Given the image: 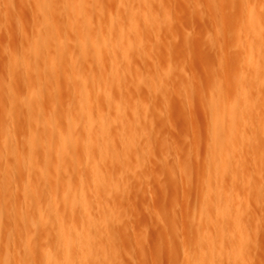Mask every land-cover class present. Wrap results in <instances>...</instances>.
Masks as SVG:
<instances>
[{"label":"rangeland","instance_id":"1","mask_svg":"<svg viewBox=\"0 0 264 264\" xmlns=\"http://www.w3.org/2000/svg\"><path fill=\"white\" fill-rule=\"evenodd\" d=\"M126 1L100 0L99 3V0H51L50 4L53 6L51 10H47V16L52 25L48 29L42 24L46 17L38 5L41 0H0V245L5 247L0 250V264H19L22 260H28L25 261L27 264H46L44 256L48 252L61 251L67 245L72 247L73 242L61 241L60 230L81 225L85 223L86 217H83L84 213L79 212L80 210L71 219L62 218V213L72 199L80 196L89 197L86 200L92 207L90 213L95 214L93 217L105 214L110 220L109 227L97 232L99 239L95 237L96 241H93L87 252L91 262L86 257L84 264H203L198 262L197 254L201 242L205 255H215L216 262L223 259L221 264H264V0ZM70 2L71 8L68 6ZM78 5H82L81 10L77 9ZM74 13L85 18L82 20L76 15L75 17ZM42 28L48 29L49 33L43 32ZM44 33L49 37L48 47H41L40 44L38 47L42 50L39 48L40 51L36 53L34 45ZM134 39L136 42L133 43ZM32 41L34 43L30 45ZM78 41L82 46H79L82 48L79 50ZM107 43L109 48L111 46L110 49L107 48ZM115 45L118 48L120 46L122 54L120 51L112 52ZM44 52L47 55H43ZM20 53L23 55H19ZM19 56L22 57L21 60L18 59ZM48 59L54 61V64ZM17 65L19 67L16 68ZM44 67L49 71L46 72ZM60 67L63 68L62 72ZM106 75L110 76H107L110 81L108 78L106 80L109 83L115 81V85L106 82ZM116 86L118 87L112 89ZM110 89L112 92H109ZM31 90L43 100L39 97L35 100L36 103L30 102ZM81 102L84 103L80 104ZM217 105L221 106L220 113H216ZM87 112L95 123L88 131ZM32 114L35 116H31ZM121 114L125 117L122 118ZM212 114L214 117L217 115V124H213ZM40 117L44 121L39 122ZM102 117L104 124L108 125L104 126L105 130L98 129L96 124ZM40 123L44 124L41 126ZM231 126L236 129V137L226 149H232L233 152L228 163V168L232 169L229 171L227 168V174L225 171L218 173L215 179V175L210 177L208 170V162L211 161L209 158L214 156L211 133L214 128H224L227 129L224 134L226 136ZM8 129L10 134L7 133ZM93 133H96L95 136ZM56 134L58 137H55ZM31 135L30 142L28 139ZM90 135L95 139L92 141L94 151L86 157L89 146L86 138H90ZM123 137L127 139L124 140ZM134 138L137 139L136 142ZM6 140L8 141L5 142ZM84 141L85 145L88 144L86 149ZM9 142L12 143L8 145ZM103 145L106 146L105 149ZM97 148H103V159H99ZM59 149L63 155H59ZM108 161L109 164L106 163ZM58 162H61L62 167ZM92 168L103 173L102 179L107 182L106 186L94 187L96 173ZM228 174L232 181L228 180H231ZM79 176L84 177L82 183L77 178ZM221 177L226 180L224 184L219 183ZM209 181L214 189L222 184L219 186L224 193L222 197L227 198L222 199L221 203L228 205V210L231 209L229 212L234 214L233 219L225 222L221 217L217 218L210 213L202 214L203 207V212H210L217 206L215 194L208 199L205 196L210 186ZM204 183L208 184L205 186ZM230 200L233 203L228 202ZM36 201H39V208L35 206ZM236 207L240 209H235ZM238 214L242 216L239 220ZM240 221L244 224H239ZM30 225H33L32 229ZM239 227L243 229L239 230ZM204 228L216 237L214 242H221L218 248L221 260L216 256L217 249L214 254H207L209 251L206 247L209 248L212 243L206 244L202 240ZM218 230L222 233L221 240L218 238ZM226 230L232 231V239L226 236ZM240 232L245 236L240 235ZM230 239L232 242L228 241ZM238 239H241L240 243ZM3 240L5 242L1 243ZM243 241L246 242L242 243Z\"/></svg>","mask_w":264,"mask_h":264},{"label":"bare ground","instance_id":"2","mask_svg":"<svg viewBox=\"0 0 264 264\" xmlns=\"http://www.w3.org/2000/svg\"><path fill=\"white\" fill-rule=\"evenodd\" d=\"M37 1H39V0H37ZM64 1V0H63ZM68 1V0H67ZM79 1H81V0H79ZM94 1V0H93ZM124 2H127L126 0H123ZM129 1V0H128ZM35 2V1H34ZM50 2H51V0H41V2H39V4L38 5H40L39 7H40V9H41V11H43V16H45L46 18H45V22L44 23H42V24H44L46 27L45 28H48V29H50V25H52V24H50L49 23V19H48V16H47V14L49 13V12H47V10H51V8H52V6H51V4H50ZM131 2V1H130ZM140 2H142V1H140ZM38 3V2H37ZM65 3V2H64ZM99 3H100V0H99ZM81 4V3H80ZM128 4H129V2H128ZM65 5V4H64ZM71 5H72V2H70L69 4H68V6H70V8H71ZM77 5V4H76ZM130 5V4H129ZM132 5V4H131ZM64 7V6H63ZM76 7H78L77 9H80L81 10V8H82V5H78V6H76ZM122 7V6H121ZM127 7V6H126ZM125 7V9H127ZM129 7V6H128ZM65 8V7H64ZM84 8V7H83ZM74 9V8H73ZM124 9V10H125ZM131 9V8H130ZM39 10V9H38ZM56 10V9H55ZM66 10H67V7H66ZM129 10V9H128ZM79 11V10H78ZM84 11V10H83ZM47 12V13H46ZM46 13V15H44ZM69 14H71V13H69ZM40 15H42V14H40ZM78 16L79 18H81L80 16H82V15H78V14H75L74 13V15L73 16ZM49 16H50V14H49ZM75 16V17H76ZM132 16V15H131ZM74 17V19H76ZM134 17H135V15H134ZM53 18V17H52ZM70 18V17H69ZM73 18V17H72ZM83 18H85V16L83 17ZM83 18H81L82 20H83ZM108 18V17H107ZM115 18V17H114ZM37 19V18H36ZM111 19V18H110ZM246 19V18H245ZM249 19V18H248ZM87 21V20H86ZM89 21V20H88ZM104 21V20H103ZM130 21V20H129ZM132 21H133V19H132ZM134 21H135V18H134ZM99 22V21H98ZM131 22V21H130ZM55 23V22H54ZM67 23V22H66ZM257 23V22H256ZM88 24V23H87ZM86 24V25H87ZM110 24V23H109ZM68 25H69V23H68ZM68 25H66V26H68ZM84 25H85V22H84ZM130 25V24H129ZM42 26V25H41ZM44 27V26H43ZM97 27H99L98 25H97ZM131 27H133V23H132V26ZM130 27V28H131ZM39 28H40V26H39ZM109 29H110V27H108ZM108 28H107V30H108ZM263 28V27H262ZM42 29H44V28H42ZM48 29H44V30H42L43 32L44 31H47ZM53 29H55V28H53ZM73 30H74V28H72ZM116 29H117V27H116ZM38 30H40V29H38ZM69 30V29H68ZM118 30V29H117ZM135 30V29H134ZM34 31V30H33ZM41 31V30H40ZM51 31V30H50ZM72 31V30H71ZM75 31V30H74ZM85 31H87V30H85ZM110 31V30H109ZM108 31V32H109ZM131 31V30H130ZM36 32H39V31H36ZM42 32V33H43ZM132 32V31H131ZM137 32V31H136ZM47 33H49L48 31H47ZM47 33H44V34H42V36H41V39L39 40V42H37L36 43V45H34V47H35V50L37 51L36 53H38V50H39V48L42 50V46H44L45 48L46 47H48L47 45L49 44L48 42H49V37H48V34ZM75 33V32H74ZM86 33V32H85ZM88 33V32H87ZM101 33H102V31H101ZM118 33V32H117ZM125 33V32H124ZM93 34V33H92ZM96 34H97V32H96ZM95 34V35H96ZM113 34H114V32H113ZM133 34V33H132ZM50 35V34H49ZM89 35V34H88ZM117 35V34H116ZM119 35H121V34H119ZM119 35H118V37H119ZM56 36V35H55ZM75 37H76V34H75ZM84 37L86 38L87 36H86V34L84 35ZM97 37V36H96ZM102 37H104L103 35H102ZM110 37V36H109ZM117 37V36H116ZM121 37V36H120ZM124 37V36H123ZM134 37V35H132V38ZM33 38V37H32ZM34 38H36L35 36H34ZM57 38V37H56ZM98 38V37H97ZM78 39V38H77ZM121 39H122V37H121ZM127 38L125 37V40H126ZM31 40V39H30ZM94 40H95V38H94ZM99 40V39H98ZM125 40H124V42H125ZM259 40V39H258ZM34 41V40H33ZM32 41V44L30 43V45H33V42ZM52 41V40H51ZM85 41V40H84ZM83 41V42H84ZM89 41V40H88ZM88 41L86 42V43H88ZM100 41V40H99ZM94 42H96V40L94 41ZM106 42H108V41H106ZM110 42V41H109ZM119 42H120V40H119ZM127 42H128V40L126 41V46H127V48H128V44H127ZM132 42L134 43V42H136L135 41V39L134 40H132ZM256 42V41H255ZM254 42V43H255ZM111 44H112V42H110ZM41 44V47L39 46L38 47V45H40ZM59 44V43H58ZM64 44V43H63ZM78 45V50H79V48L80 47H82V46H80L81 44L79 43V41H78V43H77ZM108 44V43H107ZM116 44H118V43H116ZM121 44H122V42H121ZM54 45V44H53ZM85 45V44H84ZM96 45V44H95ZM120 45V44H119ZM131 45H132V43H131ZM59 46V45H58ZM77 46H76V48H77ZM80 46V47H79ZM87 46L88 45H86L85 47H86V50H87ZM99 46V45H98ZM109 46V44L107 45V48H109L108 47ZM116 46V45H115ZM31 47V46H30ZM43 47V48H44ZM65 47V46H64ZM132 47V46H131ZM56 48V47H55ZM63 48V47H62ZM94 48V47H93ZM100 48V47H99ZM106 48V47H105ZM110 48H111V46H110ZM109 48V49H110ZM124 48V47H123ZM30 49V48H29ZM32 49H33V47H32ZM80 49H82V48H80ZM108 49V50H109ZM132 49H133V47H132ZM59 51H58V54H59V52H60V49H58ZM62 50V49H61ZM96 50V49H95ZM124 50V49H123ZM127 49H125V51H126ZM34 51V50H33ZM40 51V50H39ZM43 51H45V49L43 50ZM47 51V50H46ZM83 51V50H82ZM81 51V52H82ZM85 51V50H84ZM110 51V50H109ZM109 51L107 52V54L106 55H108V53H109ZM121 52V54H122V50H121V48H120V46H119V48H118V46H116V47H114L113 48V51L112 52ZM23 52V51H22ZM31 52V51H30ZM55 52V51H54ZM62 52V51H61ZM97 52V51H96ZM99 52V51H98ZM119 52V53H120ZM28 53V52H27ZM33 53V52H32ZM80 53V52H79ZM110 53H111V51H110ZM126 53V52H125ZM26 54V53H25ZM45 54V52L43 53V55ZM53 54V53H52ZM57 54V53H56ZM68 54V53H67ZM120 54V56L121 57H123L122 55ZM19 55H21V53L19 54ZM22 55H23V53H22ZM21 55V56H22ZM31 55V54H30ZM33 55V58H34V54H32ZM39 55H41V54H39ZM38 55V56H39ZM45 55H47V54H45ZM60 55L61 54H59V57H60ZM63 55H65V54H63ZM70 55V54H69ZM75 55V54H74ZM81 55H82V53H81ZM80 54H79V56H81ZM89 55V54H88ZM90 55H92L91 54V52H90ZM111 55V54H110ZM109 55V56H110ZM136 55V54H135ZM21 56H19L18 57V59H22V57ZM68 56V55H67ZM77 56V55H76ZM124 56H125V54H124ZM40 57V56H39ZM84 57V56H83ZM86 57V56H85ZM99 57H100V55H99ZM108 57V56H107ZM112 59H113V57L112 56H110ZM120 57V58H121ZM30 58V57H29ZM32 58V57H31ZM37 58V57H36ZM44 58V57H43ZM47 58V57H46ZM49 58H50V56H49ZM88 58V57H87ZM91 58V57H90ZM125 58V57H124ZM58 59V58H57ZM63 59H65L64 58V56H63ZM67 59H69V58H67ZM93 59V58H92ZM98 59V58H97ZM107 59V58H106ZM115 59V58H114ZM13 60H15V59H13ZM34 60V59H33ZM37 60H39V59H37ZM44 60V59H43ZM46 60V59H45ZM48 60H50L51 61V59H48ZM130 60V59H129ZM35 62H37L36 60H34ZM50 61H48V62H50ZM69 61H70V59H69ZM111 61V60H110ZM118 61V60H117ZM116 61V62H117ZM119 61L121 62H123V60H121V59H119ZM125 61V60H124ZM52 62V61H51ZM54 62V61H53ZM52 62V64H54ZM112 62V61H111ZM115 62V61H114ZM13 63V62H12ZM20 62H18V64H19ZM74 63V62H73ZM77 63V62H76ZM110 63V62H109ZM36 64V63H35ZM38 64V63H37ZM51 64V65H52ZM59 64V63H58ZM86 64V63H85ZM98 64V63H97ZM96 64V65H97ZM111 64H113V63H111ZM115 64V63H114ZM248 64H250V63H248ZM9 65V64H8ZM20 65V64H19ZM44 65H45V63H44ZM43 65V66H44ZM48 65H49V63H48ZM59 65H61V64H59ZM68 65V64H67ZM76 65V64H75ZM109 66H110V64H108ZM122 65H124V64H122ZM24 66H25V64H24ZM36 66V65H35ZM38 66H39V64H38ZM42 66V67H43ZM53 66V65H52ZM65 66V65H64ZM117 66H118V64H117ZM117 66H115V67H117ZM121 66V65H120ZM17 67H19L18 65L16 66V68ZM32 67H33V65H32ZM78 67V66H77ZM111 67V66H110ZM113 67V66H112ZM124 67V66H123ZM251 67V66H250ZM24 68V67H23ZM34 68H36V69H39V68H37V67H34ZM61 68V67H60ZM66 68V67H65ZM68 68V67H67ZM99 68V67H98ZM20 70H22L21 69V67L19 68ZM44 69H45V67H44ZM58 69H59V67H58ZM62 69L63 68H61V72H62ZM75 69H76V67H75ZM120 69V68H119ZM127 69H128V67H127ZM10 70V69H9ZM24 70V69H23ZM40 70V69H39ZM46 72H48L49 70H47V67H46ZM57 70V69H56ZM76 70H78V68L76 69ZM89 70V69H88ZM121 70V69H120ZM12 71V70H11ZM37 71V70H36ZM71 71H73V70H71ZM81 71V70H80ZM104 71V70H103ZM111 72H112V68H111V70H110ZM122 71V70H121ZM126 71V70H125ZM26 72V71H25ZM34 72V71H33ZM45 72V73H46ZM57 72V71H56ZM60 72V71H59ZM60 72V73H61ZM69 72V71H68ZM99 72V71H98ZM110 72V73H111ZM124 72V71H123ZM39 74H40V72H38ZM42 73H43V71H42ZM75 73H77V72H75ZM80 73V72H79ZM109 73V72H108ZM14 74V73H13ZM37 74V73H36ZM68 74V73H67ZM81 74V73H80ZM120 74H121V72H120ZM71 75V74H70ZM109 75H111V74H109ZM115 75V74H114ZM30 76V75H29ZM31 76H33V75H31ZM44 76V75H43ZM53 76V75H52ZM62 76V75H61ZM91 76V75H90ZM108 75H106V77H105V80H106V78H108V77H110V76H108ZM112 76V75H111ZM124 76V75H123ZM9 77V76H8ZM34 77H35V73H34ZM68 77V76H67ZM78 77V76H77ZM83 77H84V74H83ZM97 77V76H96ZM37 78V77H36ZM38 78H39V76H38ZM45 78H46V76H45ZM45 78H43V79H45ZM74 78V77H73ZM85 78V77H84ZM10 79V78H9ZM8 79V80H9ZM29 79H32V78H29ZM41 79V78H40ZM101 79V78H100ZM116 79V78H115ZM114 79V80H115ZM118 79H120V77L118 78ZM117 79V80H118ZM123 79H124V77H123ZM258 79V78H257ZM12 80V79H11ZM34 80V79H33ZM70 80H71V77H70ZM86 80V79H85ZM91 80H92V78H91ZM98 80H99V78H98ZM111 80H112V78H111ZM30 81V80H29ZM46 81H47V78H46ZM108 81H110L109 80V78H108ZM107 80H106V82H108ZM132 81V80H131ZM259 81H261V80H259ZM44 82V81H43ZM54 82H55V80H54ZM58 82V81H57ZM79 82V81H78ZM97 82V81H96ZM103 82V81H102ZM117 82V81H116ZM120 82V81H119ZM133 82V81H132ZM139 82V81H138ZM255 82H256V79H255ZM30 83V82H29ZM37 83V82H36ZM45 83V82H44ZM80 83V82H79ZM84 83V82H83ZM82 83V84H83ZM101 82H99V84H100ZM109 83V82H108ZM113 83V85H115V81L114 82H112ZM112 83H109L110 85L112 84ZM136 83H137V81H136ZM32 84V83H31ZM42 85H44V86H42V87H45V84H43V83H41ZM56 85H57V83H55ZM54 84V85H55ZM59 84V83H58ZM88 84V83H87ZM106 84V83H105ZM145 84V83H144ZM258 84V83H257ZM35 85H37V84H35ZM49 85V84H48ZM68 85V84H67ZM71 85V84H70ZM80 85V84H79ZM84 85V84H83ZM94 85V84H93ZM102 85H103V83H102ZM112 85V86H113ZM118 85V84H117ZM122 85V84H121ZM29 86V85H28ZM97 86V85H96ZM107 86H108V84H107ZM124 86V85H123ZM129 86V85H128ZM136 86V85H135ZM257 86V85H256ZM35 86L33 85V88H34ZM51 87V86H50ZM54 87V86H53ZM73 87V86H72ZM85 87H86V85H85ZM118 86H116V87H112V89L113 88H117ZM259 87V86H258ZM37 88L39 89V87L37 86ZM36 88V89H37ZM48 88V87H47ZM80 88V87H79ZM100 88V87H99ZM110 88V87H109ZM123 88V87H122ZM29 89H30V87H29ZM78 89V88H77ZM93 89V88H92ZM101 89V88H100ZM99 89V90H100ZM120 89V88H119ZM261 89H262V87H261ZM131 90V89H130ZM240 90H241V88H240ZM37 91V90H36ZM39 91H40V89H39ZM39 91H37L38 93H39ZM49 91V90H48ZM58 91V90H57ZM79 91H80V89H79ZM111 91V89L109 90V92ZM114 91V90H113ZM126 91V90H125ZM124 91V92H125ZM242 91V90H241ZM44 92H45V94H47L46 93V91L44 90ZM80 92H82V91H80ZM83 92H84V88H83ZM92 92H93V90H92ZM100 92L102 93L103 91H102V89L100 90ZM100 92H99V94H100ZM108 92V93H109ZM112 92V91H111ZM256 92V91H255ZM259 92V91H258ZM18 93V92H17ZM29 93V92H28ZM85 93V92H84ZM96 93V92H95ZM118 93V92H117ZM11 94H13V93H11ZM30 94H31V96H30V102H33V101H35V100H37L39 97H38V95L36 94V92L33 90H31L30 91ZM42 94V93H41ZM63 94V93H62ZM88 94V93H87ZM121 94V93H120ZM243 94V93H242ZM245 94V93H244ZM15 95V94H14ZM77 95V94H76ZM104 95V94H103ZM241 95V94H240ZM58 96V95H57ZM82 96H83V94H82ZM96 96V95H95ZM97 96H98V94H97ZM111 96V95H110ZM137 96H138V93H137ZM242 96V95H241ZM240 96V97H241ZM243 96H246V95H243ZM80 97V96H79ZM249 97V96H248ZM246 98V99H248L249 100V98ZM41 98V100H43L42 99V97H40ZM104 98H106V97H104ZM58 99V98H57ZM82 99H83V97H82ZM86 99H87V97H86ZM114 99V98H113ZM243 99V98H242ZM95 100H97V99H95ZM121 100V99H120ZM119 100V101H120ZM130 100V99H129ZM247 100V101H248ZM59 101H60V99H59ZM85 101V100H84ZM106 101V100H105ZM110 101H113L112 99L110 100ZM241 101V100H240ZM239 101V102H240ZM243 101V100H242ZM245 101V100H244ZM76 102V101H75ZM86 102H87V100H86ZM11 103V102H10ZM34 103V102H33ZM35 103H36V101H35ZM42 103V102H41ZM57 103H58V101H57ZM84 102H81L80 104H83ZM88 103V102H87ZM93 103V102H92ZM95 103H96V101H95ZM107 103H109V102H107ZM111 103V102H110ZM121 103V102H120ZM120 103H119V105H120ZM124 103H125V101H124ZM128 103V102H127ZM245 103H247L248 104V102H246L245 101ZM77 104H79V102L77 103ZM105 104H106V102H105ZM113 104H115V101H114V103ZM219 104V103H218ZM243 104V103H242ZM39 105H40V103H39ZM43 105V104H42ZM86 105V104H85ZM99 105H100V103H99ZM108 105V104H107ZM26 106V105H25ZM88 106V105H87ZM103 106V105H102ZM112 106V105H111ZM125 106V105H124ZM222 106H223V104H222ZM246 106V105H245ZM245 106L243 107V108H245ZM248 106H249V104H248ZM17 107V106H16ZM42 107V106H41ZM99 107V106H98ZM115 107H118V106H116L115 105ZM31 108V107H30ZM34 108V107H33ZM83 108V107H82ZM90 108H91V106H90ZM124 108V107H123ZM122 108V109H123ZM240 108V107H239ZM32 109V108H31ZM41 110L42 109H44V108H40ZM107 109H108V106H107ZM113 109V108H112ZM215 109H216V113H217V111H219V113H220V109H221V106H219V105H217V106H215ZM246 109V108H245ZM245 109H243V110H245ZM40 110V111H41ZM60 110V109H59ZM86 110V109H85ZM119 110V109H118ZM126 110H128V109H126ZM222 110H223V108H222ZM36 111H37V108H36ZM87 111V110H86ZM90 111V110H89ZM114 111V110H113ZM125 111V110H124ZM247 111V110H246ZM30 112V111H29ZM49 112V111H48ZM81 112H82V109H81ZM99 112V111H98ZM100 112H101V110H100ZM105 112H106V110H105ZM104 112V113H105ZM115 112V111H114ZM119 112V111H118ZM10 113V112H9ZM15 113V112H14ZM28 113V112H27ZM34 113H35V111H34ZM83 113V112H82ZM111 113V112H110ZM11 114V113H10ZM40 114H41V112H40ZM44 114V113H43ZM56 114V113H55ZM69 114H70V111H69ZM87 117H86V120H87V122H86V131H88V130H91L92 129V127L94 126V124L95 123H93V120L94 119H92L91 118V114H89L88 112H87ZM114 114V113H113ZM116 114V113H115ZM114 114V115H115ZM226 115H227V113H225ZM244 114V112L242 113V115ZM37 115V114H36ZM64 115H66V113H64ZM86 115V114H85ZM100 115H101V113H100ZM135 115V114H134ZM213 115V114H212ZM241 115V114H240ZM240 115H239V117H240ZM31 116H35V115H31ZM48 116H49V114H48ZM47 116V117H48ZM68 116V115H67ZM72 116V115H71ZM98 116V115H97ZM105 116H106V113H105ZM120 116V115H119ZM121 116H122V114H121ZM217 115H215V117H214V115H213V124H217V121H218V119H217V117H216ZM13 117V116H12ZM11 117V118H12ZM15 117V116H14ZM37 117V116H36ZM44 117V116H43ZM123 117H125V116H122V118ZM228 116H226V118H227ZM242 117V116H241ZM16 118V117H15ZM30 118V117H29ZM54 118V117H53ZM57 118V117H56ZM59 118V117H58ZM96 118V117H95ZM97 118H99V116L97 117ZM96 118V119H97ZM115 118H117V116L115 117ZM32 119H33V117H32ZM60 119V118H59ZM72 119V118H71ZM109 119V118H108ZM219 119H220V117H219ZM13 120H14V118H13ZM41 121H44V120H41V117H40V121L39 122H41ZM45 121H46V119H45ZM54 121V120H53ZM85 121V120H84ZM107 121V120H106ZM121 121V120H120ZM222 121V120H221ZM238 121V120H237ZM96 122V121H95ZM115 122H117L118 123V121L115 119ZM122 122V121H121ZM226 122V121H225ZM244 122V121H243ZM245 122H246V120H245ZM72 123V122H71ZM105 123V120H104V118L102 117V120H99L98 121V123H96L99 127H98V129L100 128L101 130H105L104 128V126L106 125V124H104ZM107 123V122H106ZM110 123H112V122H110ZM241 123V122H240ZM41 124V123H40ZM44 124V123H43ZM43 124H41V126L43 125ZM73 124V123H72ZM108 124H109V122H108ZM123 124V123H122ZM221 124V123H220ZM248 124V123H247ZM96 125V126H97ZM115 125V124H114ZM106 126H108V125H106ZM222 126V125H221ZM220 126V127H221ZM227 126V125H226ZM219 127V126H218ZM214 128V130H213V132L211 133L212 134V140H213V157H212V159L211 158H209V160H211V161H209L208 163V170H209V175H210V177H212L213 175H215V179H216V176H218V173H222V172H224L225 171V174H227L226 173V171H227V168H228V163H230V161H229V156H231L232 155V153L233 152H231L232 151V149L231 150H228V149H226V146L228 145V144H232V141L234 140V137H236V135H235V131H236V129L233 127V126H231L229 129H228V134L225 136L224 134L226 133V130L227 129H224V128ZM240 127H242V126H240ZM9 128V127H8ZM44 128V127H43ZM96 128V127H95ZM137 128V127H136ZM140 128V127H139ZM46 129H48V128H46ZM46 129H45V131H46ZM85 129V128H84ZM88 129V130H87ZM5 130V129H4ZM56 130V129H55ZM108 130V129H107ZM138 130V129H137ZM241 130V129H240ZM9 131H10V129H8V131H7V133H9ZM47 131H49V130H47ZM94 131V130H93ZM119 131H121L120 129H119ZM129 131V130H128ZM141 131V130H140ZM106 131H104V133H105ZM123 132V131H122ZM60 133V132H59ZM58 133V134H59ZM90 133V132H89ZM120 133V132H119ZM132 133H133V131H132ZM10 134V133H9ZM88 134V133H87ZM94 134V136H95V134L96 133H93ZM98 134V133H97ZM134 134H135V132H134ZM240 134V133H239ZM100 135V134H99ZM119 135V134H118ZM124 135V134H123ZM9 136V135H8ZM38 136V135H37ZM86 136V135H85ZM98 136V135H97ZM102 136V135H101ZM100 136V137H101ZM125 136V135H124ZM132 136V135H131ZM247 136H249V135H247ZM55 137H58L57 136V134L55 135ZM69 137V136H68ZM67 137V138H68ZM88 137H90V138H86V140H88V142H89V146H88V149H86L87 148V146L86 145H88L87 143H86V145H85V141H84V145H85V149L87 150V155H86V157L88 156L89 157V155H91V153L94 151V149H92L93 147H92V143L95 141V139L93 138V136L92 135H90V136H88ZM113 137V136H112ZM122 137V136H121ZM120 137V138H121ZM240 137H241V135H240ZM64 138V136L62 135V139ZM73 138H75L74 136H73ZM111 138V137H110ZM118 138V137H117ZM247 138V137H246ZM30 139H32V135H31V138H29L28 140H30ZM38 140H39V137L37 138ZM36 139V140H37ZM69 139V138H68ZM93 139H94V141H93ZM101 139V138H100ZM102 139H104V138H102ZM112 139V138H111ZM122 139H124V137L122 138ZM121 139V141H123ZM125 139H127L126 137H125ZM124 139V140H125ZM237 139V138H236ZM81 140H82V138H81ZM105 140V139H104ZM118 140V139H117ZM134 140H135V142L137 141V139H135L134 138ZM8 140H6L5 142H7ZM11 141V140H10ZM75 141V140H74ZM73 141V142H74ZM93 141V142H92ZM107 141V140H106ZM30 142H31V140H30ZM68 142V141H67ZM72 142V143H73ZM104 142V141H103ZM119 142V141H118ZM125 142V141H124ZM133 142V141H132ZM135 142H134V144H135ZM234 142V141H233ZM246 142V141H245ZM10 143H12V142H9V144L8 145H10ZM82 142L80 141V146L82 145L81 144ZM96 143H97V141H96ZM99 143H100V141H99ZM106 143V142H105ZM109 143V142H108ZM107 143V144H108ZM111 143V142H110ZM109 143V144H110ZM142 143V142H141ZM6 144V143H5ZM30 144V143H29ZM75 144V142L73 143V145ZM98 144V143H97ZM102 144V143H101ZM104 144V143H103ZM119 144H121V142L119 143ZM124 144V143H123ZM122 144V145H123ZM125 144H126V142H125ZM31 145H33V144H31ZM70 145V144H69ZM104 145H106V144H104ZM104 145H103V148L105 149V147H104ZM111 145V144H110ZM115 146H116V144H114ZM127 145V144H126ZM129 145V144H128ZM139 145V144H138ZM48 146H49V144H48ZM47 146V147H48ZM67 146H68V143H67ZM108 146V145H107ZM125 146V145H124ZM136 146V145H135ZM140 146V145H139ZM144 146H145V144H144ZM233 146V145H232ZM32 147V146H31ZM60 147V146H59ZM61 147H62V145H61ZM69 147V146H68ZM98 147H100V144H99V146ZM109 147V146H108ZM120 147H121V145H120ZM238 147H239V145H238ZM34 148V147H33ZM75 148V147H74ZM81 148V147H80ZM103 148L102 149H99V148H97V149H99L98 151H99V153L97 152V151H95V152H97L98 154H99V159H101L102 158V156H103ZM112 148V147H111ZM211 148V147H210ZM234 148H236V147H234ZM241 148V147H240ZM45 149V148H44ZM48 150H49V148H47ZM67 149V148H66ZM107 149V148H106ZM110 149V148H109ZM133 149V148H132ZM10 150V149H9ZM48 150H47V152H48ZM63 150H64V148H63ZM82 150V149H81ZM113 150H114V148H113ZM112 150V151H113ZM121 150V149H120ZM239 150H241V149H239ZM59 151H60V149H59ZM58 151V152H59ZM106 151V150H105ZM104 151V152H105ZM109 151V150H108ZM136 151V150H135ZM210 151H211V149H210ZM236 151H237V154H238V149H236ZM62 151H60L59 152V155H63V153H61ZM85 152V151H84ZM110 153H111V151H109ZM114 152V151H113ZM113 152H112V155H113ZM241 151H239V153H240ZM65 153V152H64ZM143 153H145V152H143ZM212 153V152H211ZM211 153H209V155L211 154ZM22 154V153H21ZM97 154V155H98ZM105 154V153H104ZM108 154V153H107ZM141 154V153H140ZM95 155V154H94ZM145 155V154H144ZM208 155V156H209ZM17 156H19L18 154H17ZM21 156V155H20ZM106 156V155H105ZM116 156V155H115ZM211 156V155H210ZM237 156V155H236ZM235 156V157H236ZM239 156V155H238ZM237 156V157H238ZM241 156V155H240ZM98 157V156H97ZM110 157V156H109ZM112 157V156H111ZM18 158V157H17ZM77 158H78V156H77ZM124 158V157H123ZM241 158H242V156H241ZM240 158V159H241ZM244 158V157H243ZM19 159V158H18ZM34 159L36 160V158L34 157ZM34 159L32 160V161H34ZM45 159H46V157H45ZM59 159V158H58ZM83 159V158H82ZM90 158H88V160H89ZM98 159V158H97ZM103 159V158H102ZM105 159V158H104ZM113 159V158H112ZM114 159H115V157H114ZM231 159V158H230ZM233 159V158H232ZM236 159V158H235ZM239 159V158H238ZM15 160V159H14ZM48 160V159H47ZM88 160H86V161H88ZM92 160V159H91ZM109 160V159H108ZM122 160V159H121ZM128 160V159H127ZM141 160V159H140ZM234 160V159H233ZM18 161V160H17ZM20 161V160H19ZM60 161V160H59ZM106 161V160H105ZM134 161V160H133ZM235 161V160H234ZM241 161V160H240ZM40 162V161H39ZM100 162V161H99ZM122 162V161H121ZM142 161H140L139 163H141ZM31 163V162H30ZM51 163V162H50ZM59 164L61 163V162H58ZM89 163V162H88ZM92 163V162H91ZM101 163V162H100ZM99 163V164H100ZM106 163H108L109 164V161L108 162H106ZM113 163V162H112ZM28 164H29V162H28ZM42 164V163H41ZM46 164H47V162H46ZM45 164V165H46ZM93 165H94V163H92ZM103 164V163H102ZM108 164H107V166H108ZM123 164V163H122ZM236 164V163H235ZM240 164V163H239ZM22 165V164H21ZM61 165V164H60ZM60 165H59V168H60ZM116 165V164H115ZM231 165H233V164H231ZM31 166V165H30ZM39 166V165H38ZM106 166V167H107ZM113 166V165H112ZM140 166H142V163H141V165ZM235 166V165H234ZM31 167H34V166H31ZM44 168H45V166H43ZM61 167H62V165H61ZM90 167H91V165H90ZM98 167V166H97ZM101 167V166H100ZM99 167V169H101ZM105 166L103 165V168H104ZM124 167H126V166H124ZM159 167V166H158ZM236 167V166H235ZM240 167V166H239ZM42 168V167H41ZM53 168V167H52ZM51 168V169H52ZM87 168V167H86ZM107 168H109V167H107ZM146 168V167H145ZM54 169V168H53ZM53 169H52V171H53ZM57 169V168H56ZM80 169H81V167H80ZM94 168H92V170H93ZM230 169H232V168H230ZM230 169L228 168V170L230 171ZM89 170V169H88ZM97 170V169H96ZM116 170H118V169H116ZM132 170V169H131ZM149 170V169H148ZM158 170V169H157ZM236 170H238L237 168H236ZM45 171V170H44ZM43 171V172H44ZM99 171V170H98ZM98 171H95V169H94V173H96V175H94L95 177H94V179H93V181H94V187H96V188H98L99 186H106V184H107V182L104 180V178L102 179V177H103V173L102 174H100V172L98 173ZM103 171H104V169H103ZM105 171H106V169H105ZM126 171V170H125ZM128 171V170H127ZM151 171V170H150ZM161 171V170H160ZM228 171V172H229ZM108 172H110V171H108ZM134 172H135V170H134ZM207 172V171H206ZM45 173V172H44ZM43 173V174H44ZM54 173V172H53ZM66 173V172H65ZM106 173V172H105ZM129 173V172H128ZM133 173V172H132ZM231 173V172H230ZM43 174H42V176H43ZM48 174V173H47ZM100 174V175H99ZM109 174V173H108ZM114 174V173H113ZM123 174V173H122ZM46 175V174H45ZM51 175V174H50ZM55 175V174H54ZM57 175V174H56ZM84 175V174H83ZM124 175V174H123ZM122 175V176H123ZM133 175V174H132ZM231 177L232 178H234V175L231 173ZM238 175V174H237ZM239 175H240V172H239ZM239 175H238V177H239ZM48 176V175H47ZM53 176V175H52ZM51 176V177H52ZM119 176H120V174H119ZM222 176V175H221ZM228 176H229V178H231L230 177V175L228 174ZM58 177V176H57ZM83 176H79V177H77V178H79V181L82 183V181H83V178H82ZM125 177V176H124ZM127 177V176H126ZM128 177H130V176H128ZM219 177H220V175H219ZM241 177V176H240ZM244 177H245V175H244ZM250 177V176H249ZM62 178V177H61ZM120 178V177H119ZM118 178V179H119ZM123 178V177H122ZM232 178H231V180L230 179H228L229 181H232ZM48 179V177H46V180ZM69 179V178H68ZM213 179V178H212ZM219 179V178H218ZM239 179V178H238ZM245 179V178H244ZM29 180V179H28ZM59 180V179H58ZM113 180V179H112ZM122 180V179H121ZM249 180V179H248ZM55 181V180H54ZM66 181V180H65ZM77 181V180H76ZM110 181V180H109ZM211 181V180H210ZM209 181V182H210ZM214 181V180H213ZM225 178L224 177H221L220 178V181H219V183H222V184H224L225 183ZM235 181V180H234ZM247 181V180H246ZM27 182V181H26ZM48 182V181H47ZM61 182H62V180H61ZM64 182V181H63ZM88 182V181H87ZM86 182V183H87ZM125 182V181H124ZM207 182H208V180H207ZM228 182V181H227ZM238 181H236V183H237ZM243 182V181H242ZM252 182V181H251ZM56 183V182H55ZM115 183V182H114ZM218 183V184H219ZM240 183V182H239ZM249 183V182H248ZM31 184H33L32 182H31ZM208 184V183H207ZM207 184H205L204 183V185L206 186ZM210 184V186H209V189L207 188V190L208 191H206L207 192V194L205 195L206 196V199H208V197H210V196H212V194L214 195H216V198H217V200L218 201H216L217 203V206H216V208L214 209V210H212V211H210V212H208V210H207V212H206V210H205V212H203L204 211V207H203V211H202V214H204L205 215V213H210L211 215H215L217 218L218 217H221L220 219H224L225 220V222H227L228 220H230V218H232V216L234 215V214H232L231 212H229L230 210H228L229 209V207H227V206H225L223 203H221L222 201V199H226L227 198V196H226V198H224V197H222V194L224 195V193H223V190H222V187H219V186H221L222 184H219V186L218 187H216L215 186V189H214V187L212 186V183L210 182L209 183ZM233 184H234V182H233ZM70 185V184H69ZM80 185V184H79ZM214 185V184H213ZM229 186L231 185V184H228ZM252 185V184H251ZM27 186V185H26ZM110 186V185H109ZM229 186H228V188H229ZM31 187H33L32 185H31ZM112 187V186H111ZM115 187V186H114ZM119 187V186H118ZM124 187V186H123ZM239 187V186H238ZM242 187V186H241ZM117 188V187H116ZM122 188V187H121ZM205 188V187H204ZM224 188V187H223ZM112 189V188H111ZM123 189V188H122ZM232 189V188H231ZM29 190H31V189H29ZM81 190V189H80ZM91 190H92V188H91ZM121 190V189H120ZM230 190V188L228 189V191ZM237 190V189H236ZM235 190V192H236V194H237V191ZM85 191V190H84ZM106 191V190H105ZM114 191V190H113ZM112 191V192H113ZM31 192V191H30ZM94 192H95V190H94ZM93 192V193H94ZM97 192V191H96ZM95 192V193H96ZM102 192V191H101ZM100 192V193H101ZM94 193V194H95ZM105 193V192H104ZM204 193H205V191H204ZM226 193V192H225ZM229 193H231V191L229 192ZM31 194V193H30ZM80 194H82V191H81V193ZM26 195V194H25ZM33 195V194H32ZM96 195V194H95ZM232 195V194H231ZM231 195H229V196H231ZM101 196V195H100ZM105 196V195H104ZM241 196V195H240ZM239 196V198L241 199V197ZM87 197V196H86ZM86 197L85 196H80V198H75V199H72V201L68 204V205H66V207L64 208V210H63V213H62V218H64V217H69L70 219H71V217H73L74 218V215L78 212V210H80L79 212H83L84 213V216L83 217H86V219L85 218H83V219H85V223H83V224H81V225H75V226H73V227H71L70 226V228H66V229H61L60 230V238H61V241H63V240H65V242H73L74 244H73V246L71 247V245L69 246V245H67V246H65L64 248H63V246H62V248L63 249H60L61 251H56V252H48L44 257H46V260H45V262H46V264H84L85 262H84V260H85V258L87 257V260L89 261L90 259L88 258V253L87 252H89L90 251V246H91V244L93 243V241L95 240V237H97L96 239H99L98 238V234H97V232H99L100 233V230H102V229H105V228H107V227H109V224H108V222L110 221V220H108V218H106L107 216H105V214L103 215V216H101V215H97L96 214V217H93L92 215H95V214H92V213H90L91 212V210H90V207L91 206H89L88 204L89 203H87V200H86ZM213 197H215V196H213ZM235 197H237V196H235ZM87 198H89V197H87ZM95 198H96V196H95ZM102 198H103V194H102ZM238 198V199H239ZM94 199V198H93ZM98 199H99V197H98ZM97 199V200H98ZM229 199H230V197H229ZM234 199V198H233ZM237 199V200H238ZM239 199V200H240ZM211 200H212V198H211ZM210 200V201H211ZM232 200V199H231ZM231 200L230 201H228V202H231ZM238 200V201H239ZM27 201V200H26ZM88 201H89V199H88ZM99 201V200H98ZM101 201V200H100ZM39 202V201H38ZM38 202L36 201V205L35 206H37V204H38ZM90 202V201H89ZM95 202H96V200H95ZM102 202H103V199H102ZM225 202V201H224ZM235 203H236V200L234 201ZM133 203V202H132ZM209 203V202H208ZM208 203H207V205H208ZM213 203H214V200H213ZM231 203H233V202H231ZM98 204V203H97ZM225 204H226V202H225ZM230 204V203H229ZM100 205V204H99ZM203 205V204H202ZM210 205H211V203H210ZM214 205V204H213ZM235 204H233V206H234ZM238 205V204H237ZM205 206H206V204H205ZM212 206V205H211ZM210 206V207H211ZM230 206V205H229ZM38 208H39V206H37ZM96 207H97V205H96ZM214 207V206H213ZM247 207V206H246ZM37 208V209H38ZM92 208V207H91ZM103 208V207H102ZM98 209V208H97ZM100 209V208H99ZM212 209V208H211ZM235 209H238L237 207L235 208ZM240 209V208H239ZM238 209V210H239ZM242 209V208H241ZM103 210V209H102ZM37 211V210H36ZM98 211V210H97ZM232 211H234V210H232ZM249 211V210H248ZM78 212V213H79ZM104 211H102V213H103ZM199 212V211H198ZM235 212H236V210H235ZM234 212V213H235ZM66 213V214H65ZM97 213V212H96ZM105 213V212H104ZM239 214H241L240 212H238ZM243 213V212H242ZM248 213V212H247ZM17 214H20V213H17ZM101 214V213H100ZM199 214V213H198ZM232 214V215H231ZM239 214L237 215V219L239 220V217H242V216H239ZM207 215V214H206ZM243 215V214H242ZM81 216V215H80ZM230 216V217H229ZM248 215H246V217H247ZM27 217V216H26ZM204 217V216H203ZM207 217H209V216H207ZM214 217V216H213ZM20 219H21V216L19 217ZM39 218H41V217H39ZM81 218V217H80ZM42 219V218H41ZM76 219V218H75ZM82 219V220H83ZM207 219V218H206ZM209 219V218H208ZM216 219V218H215ZM219 219V220H220ZM233 219V218H232ZM87 220V221H86ZM203 220V219H202ZM205 220V219H204ZM241 220V219H240ZM27 221L28 222H30V219H28L27 218ZM26 221V222H27ZM201 221V220H200ZM208 221V220H207ZM213 221V220H212ZM232 221V220H231ZM244 221V220H243ZM243 221L241 222H239V224L240 223H243ZM247 221V220H246ZM27 222V223H28ZM199 222V221H198ZM222 222V221H221ZM233 222V221H232ZM31 223V222H30ZM80 223V222H79ZM202 223H204V221L203 222H201V224ZM208 223V222H207ZM216 223V222H215ZM235 223V222H234ZM255 223V222H254ZM122 224V223H121ZM218 224H219V222H218ZM237 224V223H236ZM244 224V223H243ZM243 224H241L242 225V227H243ZM221 225V224H220ZM223 225V224H222ZM226 224H224V226H225ZM238 225V224H237ZM2 226H4V223H3V225ZM31 226V225H30ZM212 226V225H211ZM217 226L218 225H216V229H217ZM235 226V225H234ZM233 226V227H234ZM32 227H33V225L31 226V229H32ZM204 227V226H203ZM229 227H231V226H229ZM242 227H239L238 229L240 230V228H242ZM249 227V226H248ZM28 228V227H27ZM214 228V229H215ZM225 228V227H224ZM235 228H237V227H235ZM244 228V227H243ZM242 228V229H243ZM109 229V228H108ZM200 229H201V227H200ZM211 229H212V227H211ZM213 229V230H214ZM227 229V228H226ZM229 229V228H228ZM202 230V229H201ZM208 230V229H207ZM205 228H204V236H203V238H202V240L203 241H206V244H209V243H212L211 244V246L208 248V246L206 247L207 248V251H209V253H207V254H214V251L217 249L218 250V252H216L217 254H219V252H220V250L218 249L219 248V244L221 243V242H219V244H218V241L217 242H214L213 240L214 239H216V237L214 238V236H212L211 234H210V230H208L207 231ZM222 230V229H221ZM233 230V229H232ZM239 230H238V232H239ZM255 230V229H254ZM107 231V230H106ZM216 231V230H215ZM244 231H245V228H244ZM103 232H105V231H103ZM208 232V233H207ZM225 232V231H224ZM236 232V231H235ZM243 232V231H242ZM245 232H247V231H245ZM2 233H3V230H2ZM237 233V232H236ZM241 233V232H240ZM239 233V234H240ZM29 234V233H28ZM201 234V233H200ZM199 233H198V235H200ZM208 234V235H207ZM248 234V233H247ZM103 235H104V233H103ZM206 235V236H205ZM215 235H216V233H215ZM229 236L231 239H232V231L230 230H226V236ZM236 235V234H235ZM235 235L233 236L234 237V239H236V237H235ZM240 235H243L242 233L240 234ZM28 236V235H27ZM201 236H202V234H201ZM224 236V235H223ZM243 236H245V235H243ZM247 236V235H246ZM24 237H26V235H24ZM106 237V239H107V236H105ZM220 237H222V233L218 230V238H220ZM229 237H228V239H229ZM3 238V237H2ZM115 238V237H114ZM239 238H241V237H239ZM246 238V237H245ZM244 238V239H245ZM248 238V237H247ZM1 239V238H0ZM25 239H27V238H25ZM110 239V238H109ZM108 239V240H109ZM200 239V238H199ZM222 238H220V240H221ZM224 239H225V237H224ZM231 239L230 240H228V241H230V242H232L231 241ZM242 239V238H241ZM240 239V240H241ZM237 240V239H236ZM236 240H233L234 242L236 241ZM240 240L238 239V241H239V243H240ZM246 240V239H245ZM254 240V239H253ZM27 240H25V242H26ZM96 241V240H95ZM110 241V240H109ZM199 241H201V239L199 240ZM247 241V240H246ZM246 241H243L242 243H244V242H246ZM249 241V240H248ZM247 241V242H248ZM255 241V240H254ZM5 241L3 240V242H1V243H4ZM24 242V243H25ZM64 242V243H65ZM99 242V241H98ZM108 242V241H107ZM225 242H227V241H225ZM237 242V241H236ZM63 243V242H62ZM96 244H97V242H95ZM119 243V242H118ZM161 243V242H160ZM202 244L199 246V248H198V251H197V254H198V262L199 263H203V264H219L220 262H222V261H224L223 259H222V261H217L216 262V257H215V255H210V256H207V255H205L206 253L204 252L205 251V249H204V246H203V242H201ZM228 243V242H227ZM98 244H100V243H98ZM199 244V243H198ZM223 244V243H222ZM245 244H247V243H245ZM2 245V244H1ZM0 245V250H1V248L3 247V246H1ZM4 245H6V243L4 244ZM24 245V244H23ZM31 245V244H30ZM108 245H109V243H108ZM118 245V244H117ZM235 245V244H234ZM7 246V245H6ZM223 246V245H222ZM230 245L228 244V247H229ZM235 246H237V245H235ZM71 247V248H70ZM92 247L94 248V245H92ZM91 247V248H92ZM121 247V246H120ZM162 247V246H161ZM5 247H3V249H4ZM118 248V247H117ZM231 248H233V246L231 247ZM244 248V247H243ZM247 248V247H246ZM104 249V248H103ZM162 249V248H161ZM234 249V248H233ZM97 250H98V248H97ZM96 250V251H97ZM236 250H237V248H236ZM249 250V249H248ZM26 251H28V246H27V249H26ZM30 251V250H29ZM93 251H94V249H93ZM95 251V252H96ZM234 250H232V252H233ZM243 251H244V249H243ZM250 251V250H249ZM92 252V251H91ZM231 252V253H232ZM238 250H237V254H238ZM240 252H241V250H240ZM26 253V252H25ZM215 253V254H216ZM227 253V252H226ZM244 253V252H243ZM97 254V253H96ZM99 254V253H98ZM216 254V256L219 258V256H220V254L219 255H217ZM222 254V253H221ZM240 254V253H239ZM93 255V254H92ZM224 255V254H223ZM222 255V256H223ZM231 255V254H230ZM230 255H229V257H230ZM235 255V254H234ZM125 256V255H124ZM92 257V256H91ZM183 257V256H182ZM186 257V256H185ZM190 257H191V255H190ZM215 257V258H214ZM234 257V256H233ZM248 257V256H247ZM246 257V258H247ZM193 258V257H192ZM226 258H228L227 256H226ZM236 258V257H235ZM234 258V259H235ZM241 258L242 257H240V260H241ZM24 259H26L25 257H24ZM97 259L98 258H96V261H97ZM1 260V259H0ZM87 260H85V261H87ZM104 260H106V259H104ZM219 260H221V257L219 258ZM25 261H28V260H22V261H20L19 262V264H27V262H25ZM228 261V260H227ZM226 261V262H227ZM235 261V260H234ZM25 262V263H24ZM89 262H91V261H89ZM103 262V261H102ZM105 262V261H104ZM197 262V263H198ZM1 263V262H0ZM9 263V262H8ZM29 263V262H28ZM86 263H88V262H86ZM107 263V262H106ZM251 263V262H250ZM16 264H18V262L16 263ZM221 264V263H220ZM233 264V263H232ZM237 264V263H236Z\"/></svg>","mask_w":264,"mask_h":264}]
</instances>
